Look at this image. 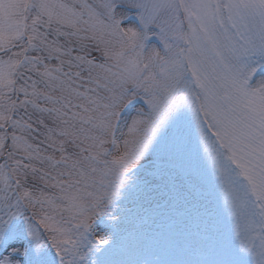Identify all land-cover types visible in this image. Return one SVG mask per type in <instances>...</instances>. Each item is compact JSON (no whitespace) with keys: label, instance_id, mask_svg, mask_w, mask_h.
Returning a JSON list of instances; mask_svg holds the SVG:
<instances>
[{"label":"snow or ice","instance_id":"snow-or-ice-1","mask_svg":"<svg viewBox=\"0 0 264 264\" xmlns=\"http://www.w3.org/2000/svg\"><path fill=\"white\" fill-rule=\"evenodd\" d=\"M177 163L207 257L104 259ZM0 264H264V0H0Z\"/></svg>","mask_w":264,"mask_h":264},{"label":"rangeland","instance_id":"rangeland-1","mask_svg":"<svg viewBox=\"0 0 264 264\" xmlns=\"http://www.w3.org/2000/svg\"><path fill=\"white\" fill-rule=\"evenodd\" d=\"M201 165L207 168L205 163ZM177 166L166 170L164 179L157 177L152 191L123 203L125 211L121 216L125 218L120 225L119 236L126 246L125 253L110 251L105 253L104 259L116 262L157 258L164 261H197L207 257L204 206L209 200L215 204L218 189L214 191L207 183L201 187L198 177L192 175L196 172L187 164L186 169L191 174L186 169L181 172ZM194 184L195 198L189 195ZM201 192L204 195L201 196ZM112 225L108 217L98 218L94 230L111 238ZM129 250L131 253H128Z\"/></svg>","mask_w":264,"mask_h":264},{"label":"bare ground","instance_id":"bare-ground-1","mask_svg":"<svg viewBox=\"0 0 264 264\" xmlns=\"http://www.w3.org/2000/svg\"><path fill=\"white\" fill-rule=\"evenodd\" d=\"M139 106V105H138Z\"/></svg>","mask_w":264,"mask_h":264}]
</instances>
